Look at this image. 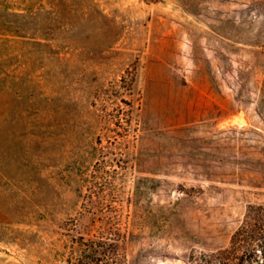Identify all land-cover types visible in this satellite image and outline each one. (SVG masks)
Returning a JSON list of instances; mask_svg holds the SVG:
<instances>
[{
  "label": "rangeland",
  "instance_id": "rangeland-1",
  "mask_svg": "<svg viewBox=\"0 0 264 264\" xmlns=\"http://www.w3.org/2000/svg\"><path fill=\"white\" fill-rule=\"evenodd\" d=\"M223 263L264 264V0H0V264Z\"/></svg>",
  "mask_w": 264,
  "mask_h": 264
},
{
  "label": "trees",
  "instance_id": "trees-1",
  "mask_svg": "<svg viewBox=\"0 0 264 264\" xmlns=\"http://www.w3.org/2000/svg\"><path fill=\"white\" fill-rule=\"evenodd\" d=\"M246 231L245 229H240L238 232H236V234L234 235L233 237V240H232V246L234 248H237L239 249V247H242V246H238L241 242L240 238L243 236V234H245ZM240 250V249H239ZM234 251H237V249H234ZM224 264V263H223Z\"/></svg>",
  "mask_w": 264,
  "mask_h": 264
}]
</instances>
